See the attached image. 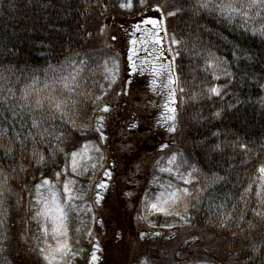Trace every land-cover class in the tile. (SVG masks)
Returning a JSON list of instances; mask_svg holds the SVG:
<instances>
[{
	"label": "trees",
	"instance_id": "16d2710c",
	"mask_svg": "<svg viewBox=\"0 0 264 264\" xmlns=\"http://www.w3.org/2000/svg\"><path fill=\"white\" fill-rule=\"evenodd\" d=\"M137 2L134 0L132 15L167 5L162 26L170 37L182 41L175 45L173 58L178 87L185 91H179L176 131L165 133L163 143L182 152L189 165L204 176L224 179L204 191L199 201L195 196L191 198L192 220L200 233L188 232L164 241L162 237L168 231L161 229L159 237L140 239L142 228L138 230L133 218L140 206V195L152 189L149 181L153 175L161 174L156 171V161L162 157V142L151 129L159 98L141 88V94H149V110L141 115L143 125L129 132L130 102L126 96H118L117 89L108 91L109 116L117 124L114 134L119 143L111 144L110 137L107 141L105 166H114L113 177L102 203L96 205L93 201L103 223L95 235L101 239L97 244L103 249L100 264H135L142 255H148L147 264H175L176 250L181 248L184 256L190 253L210 261L213 257L217 262L216 257H221L225 264H264V217L256 214L264 212L256 196L260 183L257 169L264 164V38L239 27L236 20L228 22L218 13L201 9L194 14L196 0H146L148 7H139ZM119 3L120 0H0V73L7 77L0 79L4 89L0 95H9L6 90L10 87L16 92V98L6 106L19 104L20 89L31 83L33 73L42 82L39 87H43L49 65L59 68L86 54L89 60L81 73L83 82L103 83L99 63L93 57L117 46L116 41L113 45L105 43L101 28L107 18L128 14ZM177 7L183 10L177 12ZM168 11L176 14L167 16ZM261 24L264 19L260 17L249 21L250 28ZM116 53L121 60L125 56L121 50ZM209 53L220 61L219 70H206L205 57ZM9 68L14 71L8 72ZM213 86L220 89V96L206 94ZM193 93L200 94L197 100L190 98ZM72 98H76L75 94ZM97 109L91 98L81 100L69 111L76 127L57 113L56 119L46 121L39 129L31 128L32 117L26 111L21 112L23 124L9 125L2 121L5 117L10 120V113L0 110V128H9L8 135L0 136V145L9 146L16 133L23 137L29 131L39 141L34 145L30 137L23 151L16 141L11 145V155H4L0 149V179L6 176L8 183L5 202L0 206V264H43L26 230V195L42 174L51 177L64 167V153L53 151L58 144L57 135H65L66 141L59 147L68 153L73 150L74 141L77 145L85 143L84 139H77L81 136L77 128L82 125L88 126L87 139L98 141L93 125ZM110 129L106 126L104 130L107 136ZM240 143L246 148H239ZM34 148L44 153L46 164L32 161ZM206 183L202 178L194 180L190 189L195 192ZM250 186L251 190L246 191ZM128 192L133 195L127 196ZM90 197L93 198L92 192ZM208 233L220 244L221 255L208 243ZM185 237L189 242L183 247ZM117 251L122 253L121 261L111 258Z\"/></svg>",
	"mask_w": 264,
	"mask_h": 264
},
{
	"label": "snow or ice",
	"instance_id": "6c2138e0",
	"mask_svg": "<svg viewBox=\"0 0 264 264\" xmlns=\"http://www.w3.org/2000/svg\"><path fill=\"white\" fill-rule=\"evenodd\" d=\"M141 7H148L146 0H138ZM121 9H134V0H126V2L119 3ZM167 5H157L151 9V16L142 18L140 23L134 25V33L141 31V24L145 26H151L149 31L140 38L139 47H137V39H131L129 41L130 47H128L127 55V73L129 76H133L137 72L141 75L145 70H150L153 79L150 83V87L156 92L158 82L159 87L164 91L156 92L157 95H164L166 92L165 103L162 105L163 112L158 126L164 127L169 133L176 131L177 120V108L175 107L176 92L177 90L183 93L184 88L178 87V78L175 76L174 58L172 61L165 63L164 56V37L168 36L167 29L162 28L164 16V8ZM205 10L209 13H218L225 17L228 22L236 20L238 26L244 28L246 31H251L253 35H259L264 38V24H261L259 28L249 27V21L255 20L257 17L264 19V0H196V4L193 7V13L195 14L199 10ZM183 10L177 7L176 11ZM254 12V15L252 14ZM176 12L168 11L167 16H174ZM103 31V30H101ZM161 32L163 35H161ZM112 41H116L117 37L113 35ZM182 41L177 40L175 37L170 38L169 52L173 49L171 45L181 44ZM144 53L143 59L137 64L136 60L140 58V52ZM178 54V53H177ZM76 63L79 67H76ZM206 70H219L220 61L209 53L205 57ZM86 61L70 62L67 67H71L73 71L68 72L67 75L62 74L66 71V67L61 65L59 68H55L52 65L48 66L45 70V80L43 87H39L42 83L39 76L33 73L31 77V83L25 85L20 89V95L18 97L19 104L6 106L8 101L16 98V92L13 88H8L6 91L9 95H0V110L2 112L10 113L11 119L5 117L2 122H7L9 125L17 122L23 124L24 120L21 116V112L26 111L31 115V128L39 129L46 121L56 119V114L59 113L61 117H66L71 121L73 127H76L75 120L69 115L70 106L75 109L81 100L91 98V103L94 105L99 104L104 96L108 94V91L112 89V86L116 83L119 75L120 66L118 63V57L107 58L102 65H98L103 70V80L106 83H100L93 81L89 85L84 81L81 73L84 71ZM8 72H13L14 69H7ZM52 73L49 77L48 73ZM166 77V82H165ZM0 79L7 80L0 73ZM131 79H126L122 84L121 92L117 93L119 96H127L130 94L132 85ZM84 89V91H81ZM4 92L3 86L0 85V94ZM75 94V99L72 95ZM206 94L211 96H220L221 92L218 87H210L206 90ZM198 93L191 95L192 100L199 98ZM35 97V99H33ZM19 107L20 111H17ZM103 114L110 112V106L104 104L97 109ZM39 113L40 115H37ZM46 113V114H45ZM75 113H73L74 115ZM100 115L96 117L95 133L98 134V141H90L87 139L85 133L88 131L87 125H82L77 128V131L81 133L77 139H84L85 143L77 145L73 142V150L68 153L64 148L59 147L60 144L65 143L66 137L64 134L56 136L58 141L57 147L54 152H62L65 155L64 167L59 171H56L49 177L46 173L42 174L39 183L35 184V212L31 219L36 221L39 226L41 238L43 239L44 246L38 248V254L43 264H78L80 257H85L87 264H95L98 260L96 252L99 250L98 244L93 241V232L90 226L86 223L85 218L90 217L95 220L94 209L91 204L88 203V191L92 187L91 176L88 174L95 173L97 169L103 170L104 179L94 185L96 191L94 203L99 205L103 196L100 190H107L109 187V181L113 177V168L106 167V157L104 154V148L108 141V136L105 134V120L106 115ZM218 117L219 112L215 113ZM139 125L135 122L129 123V130L138 128ZM45 132H49L48 129H44ZM9 128H0V136L8 135ZM51 134V132H49ZM32 137V143L35 145L39 141L35 140L33 133L28 132L27 136H21L20 133H16L14 139L9 140V146L0 145V149H3L4 155H11L13 148L11 145L18 141L21 150H26L27 142ZM170 143H161L159 151L169 149ZM217 149L221 148V145L215 146ZM239 148L244 149L246 145L240 143ZM131 149V145L128 146ZM178 155L180 159H178ZM165 158L162 156L160 160L156 161V171L159 173H167L170 177H173L180 183H173L170 179L167 182L161 181L160 176L153 175L151 183L155 186L152 193L145 192L142 203L144 208L143 212L149 215H163L165 217L178 216L184 224H189L190 220L187 216L188 204L186 200H191L193 196L199 201L200 195L211 187L212 184L218 183L223 180L224 177L213 175L212 177L204 176L199 173L198 169L191 167V170L187 173L181 169L185 167L187 161H184L182 154L172 153L168 156L166 163ZM32 161L38 165L47 163V159L42 151H38L35 148L32 152ZM259 173V185L257 186L256 196L260 200L262 206H264V164L258 169ZM88 177L89 189L84 187H78L80 177ZM202 178L207 181L204 188L196 189L195 192L190 191L189 185L193 184L194 180ZM8 187L7 177L0 179V206L5 202L6 189ZM158 189V191H157ZM251 186L248 190L250 191ZM131 197L133 193H126ZM181 204H184L183 214L177 209ZM257 215L264 217V212H257ZM141 219H147V216H141ZM227 219V217H225ZM79 223L78 227H75L73 235V225ZM162 227L171 228L173 225H161ZM87 235L88 242L91 243L93 249L90 257L87 256L81 242L84 236ZM154 235L159 236L160 233L156 232ZM145 234L141 232V239ZM51 241V243L49 242ZM140 264H147L146 260H141Z\"/></svg>",
	"mask_w": 264,
	"mask_h": 264
},
{
	"label": "rangeland",
	"instance_id": "374dc122",
	"mask_svg": "<svg viewBox=\"0 0 264 264\" xmlns=\"http://www.w3.org/2000/svg\"><path fill=\"white\" fill-rule=\"evenodd\" d=\"M121 2H126V0H120ZM135 5V3H134ZM137 6L141 7L139 2H137ZM135 8V7H134ZM126 10L128 12L127 15H122V16H117L118 14L114 15L113 17L107 18L105 23L103 24V28H101L103 30V39L105 41V43H109L111 45H113V43L115 41L111 40V37L113 35H115L117 37V46L116 48L113 47L110 51L108 52H104L103 54L99 55V56H95L93 57L99 64L98 65H102L104 63V61L109 58V57H118V63L120 66V71H119V75L117 77L116 83L112 86V89H110L109 91H113L115 89H117V91L115 92H121L122 90V84L126 79H131L132 85H131V89H130V94L126 96V98L128 99L127 102L129 103V113H130V120L128 123L130 122H135L137 123L139 126L143 125L144 121L142 122V117L141 115L147 114L149 107L147 102L150 101V99H148V95L146 94H141L140 91L145 90L146 93L149 92L153 95H157L156 93H154V91L152 90V88L150 87V83L153 79V76L150 73V70H145V72L141 75L139 72H137L136 74H134L133 76H129L127 73V55H128V47H130L129 45V41L131 39H137V47H139V40L141 37H143L151 28V26H145L143 24H141V31L139 32H135L134 33V25L140 23L142 18H146V17H150L151 16V11H148L147 13L144 14H139V15H132V11L134 9H123ZM162 28H164V26H162ZM161 35H163V33L161 32ZM170 36L168 35L167 37H164V43H163V48H164V56H165V63L172 61L174 54H175V50L174 47L175 45H171L173 51L169 52L168 49L170 47ZM121 50L123 53H125L124 58L121 60V58L117 55L116 51ZM92 57V56H91ZM144 57V53L141 51L140 52V58L136 60V63L139 64L140 60L143 59ZM86 61V63L89 60V54L80 56V57H75L74 60L69 61L67 64H65L64 66L66 67V71L63 72L62 74L67 75L68 72L73 71V69L71 67H67V65L70 62H79V61ZM76 67H79V64L76 63ZM102 75H103V70L100 67ZM52 76V75H51ZM50 76V77H51ZM176 76V75H175ZM165 82H166V77H165ZM103 83H106L105 81H103ZM120 83V84H119ZM119 84V85H118ZM142 88V90H141ZM149 88V89H148ZM159 91H164L162 88L159 87V82H158V86L156 89V92ZM114 92V93H115ZM107 96V95H106ZM106 96L103 97V99L99 102V104H97L98 108L102 107L104 104H108L110 106L111 109V105L109 102H111L110 100L108 101V99H106ZM119 96V95H118ZM159 99V104H158V110L157 113H155V115L152 117L153 120L151 121V129L153 131L156 132V136L157 138L163 142L164 138H165V133H167V131L165 130L164 127H160L158 126V121L160 120L161 114L163 112V107L162 105L165 103V98H166V92L164 95H158L156 96ZM117 98V97H116ZM120 97H118L119 100ZM178 98H179V91L177 90L176 92V101H175V107H177L178 104ZM121 104H124V102L122 101ZM152 106V105H150ZM111 113V110L109 113L107 114H103L101 112H99L97 110V112L94 115L93 118V125L96 127V117L100 116V115H106L107 119L105 120V128L106 126H108L110 129L109 131V135H108V139L109 137L111 138V144H116L119 143V138L118 136H115L114 134V130L117 124H115L116 122L113 121V119H111V117L109 116ZM177 115V113H176ZM178 118V117H177ZM142 122V123H141ZM177 124V121H176ZM129 124L127 125V130L129 132L133 131V129L129 130L128 128ZM138 129V128H136ZM105 130V129H104ZM146 130V129H144ZM108 132V130H107ZM175 133V132H174ZM121 138H120V142H121ZM160 148V146H159ZM165 160L164 162L166 163V160L168 158V156H170L172 153H177V154H182V158L184 161H187V159L184 157V154L182 152H178V150H175L172 147H169V149L164 150V152H160ZM164 154V155H163ZM178 159H180V156L178 155ZM64 165V163H63ZM111 168V167H108ZM183 172L187 173L188 171L191 170V166L189 165V162L187 161V164L185 165V167L183 169H181ZM99 173V176H98ZM88 176H91V185L92 187L89 189V179L88 177H80L78 178L79 183H78V187H84L86 189H89L88 191V203L91 204V206L94 209V213L92 215L95 216V220H92L90 217H86V223L88 224V226L91 227L92 232H93V241L94 243H100L101 239L98 240L97 234L100 231V229H102L103 223L99 218V215L94 207V203L93 201L95 200V194H96V189L94 187V185L96 183H99L102 179H104L103 176V170L102 169H97L95 171V173H89ZM98 176V177H96ZM158 176H160L161 181L163 182H167L168 180H172L173 183H180V185L183 187L184 185L179 182L176 181L173 177H170L169 174L167 173H161L160 175L158 174ZM40 181V180H39ZM39 181L37 183H39ZM152 181V180H151ZM151 181H149V185L152 187V189L149 190V193L153 192V189L155 188V186L151 183ZM36 184V183H35ZM35 184L32 185L31 188H29L28 193L26 195L25 198V204H26V209L28 210V219L26 222V230H27V234H29L30 240L33 243V247L37 249L39 247H43L44 243H43V239L41 238V233L39 231V226L36 223V221L32 220L31 217L35 212V197H36V191H35ZM189 185V189H190ZM108 189V188H107ZM147 191V190H146ZM145 191V192H146ZM158 191V189H157ZM191 191V189H190ZM93 193V200L90 199V193ZM101 195L103 196V199L101 200L100 204L102 203V201L105 198V195L108 193V190H100ZM145 192L142 193V195H140V206L138 208V211H136L135 217L134 218V222L136 223L137 226V222H138V230L140 228V239H141V232H143L145 234L144 237H155L156 235H154V233L159 232V230L162 229L163 230H167L168 233H166L162 238L164 239V241H168L169 239L175 238L176 236L179 235H184V233H188V232H199V230L196 228V226H194V222L192 220V213H191V200H186L185 203L188 204V212H187V216L190 220L189 224H184V222L182 220H180V218L178 216H172V217H165L163 215H149L146 212H143L142 209L144 208V205L142 203V200L144 199L145 196ZM183 208H184V204H181L179 206V208L177 209L178 211H180L183 214ZM141 216H147V219H141ZM173 225V227L168 228V227H162L161 225ZM79 223L77 222V224L73 225V235H74V230L75 227H78ZM134 228H136L134 226ZM144 229V230H143ZM160 233V232H159ZM96 235V237H95ZM160 236V235H159ZM157 236V237H159ZM173 236V237H172ZM208 243H211L210 246H212L215 249V253L217 252V254L221 255V248H220V244L218 245V241L216 240V238H214L210 233H208ZM51 243V241H49ZM189 241L187 240V237H185L183 239V247L188 243ZM81 247L84 248L86 254L88 257H90L93 249L91 247V243L88 242V237L87 235L84 236L82 242H81ZM129 246V245H128ZM99 250L96 252V255L98 256V260L95 262V264H100L101 258H104L103 256V249L101 244H98ZM190 248H192V245L189 246ZM128 248V247H127ZM183 250L184 249H180V250H176L175 253V264H225L224 259L221 257H216L219 259V262L215 261L214 258L212 257V261H210V259H207L205 256L202 257H194L192 256L190 253L188 254V256H184L183 254ZM148 255H142L138 258V260L136 261L135 264H140L141 260H146L148 262ZM112 260H116V261H121L122 259V253L121 252H116L112 257ZM111 260V261H112ZM78 264H87V260L85 257H80L78 260Z\"/></svg>",
	"mask_w": 264,
	"mask_h": 264
}]
</instances>
